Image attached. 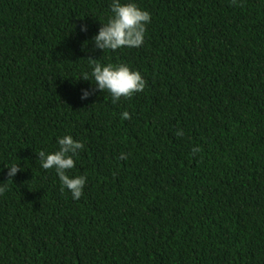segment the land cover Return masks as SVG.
<instances>
[{"label": "trees", "instance_id": "obj_1", "mask_svg": "<svg viewBox=\"0 0 264 264\" xmlns=\"http://www.w3.org/2000/svg\"><path fill=\"white\" fill-rule=\"evenodd\" d=\"M112 2L0 0V264H264V0H121L144 43L102 51ZM89 58L144 91L81 99ZM65 135L79 200L37 155Z\"/></svg>", "mask_w": 264, "mask_h": 264}, {"label": "clouds", "instance_id": "obj_2", "mask_svg": "<svg viewBox=\"0 0 264 264\" xmlns=\"http://www.w3.org/2000/svg\"><path fill=\"white\" fill-rule=\"evenodd\" d=\"M236 4V0H232ZM112 15L107 22L102 24L98 35L93 38L96 49L102 51L108 49L116 51L122 47L139 48L144 43L146 25L151 21V14L142 10L136 3L129 2L122 4L121 0H113L110 5ZM81 31L87 32V26L81 27ZM91 72H83L81 78L85 81L94 79V88L91 90H82L81 99H87L94 91L107 92L112 97V102L130 99L134 94L143 92L146 87V80L139 71L132 70L128 65L120 63L106 66L99 60L89 58ZM124 120L131 119L128 111L121 113ZM183 130L176 132L178 137L183 136ZM59 148L53 153L41 150L37 155L39 162L44 170L54 169L61 183V191L67 189L74 200H79L83 195V189L86 184V175L70 177L69 170L75 167V157L78 152L84 148L82 142L76 141L71 135H65L58 140ZM200 149L194 147L191 154L194 156ZM120 159H126L125 154H121ZM8 169V181L19 172V165L13 164L6 167ZM0 194L7 190V183H0Z\"/></svg>", "mask_w": 264, "mask_h": 264}]
</instances>
